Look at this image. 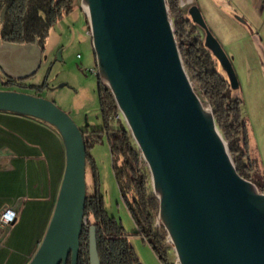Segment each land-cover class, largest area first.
Masks as SVG:
<instances>
[{"label":"water","instance_id":"1","mask_svg":"<svg viewBox=\"0 0 264 264\" xmlns=\"http://www.w3.org/2000/svg\"><path fill=\"white\" fill-rule=\"evenodd\" d=\"M194 0H190L193 2ZM98 76L110 88L147 164L158 217L180 264H264V192L241 176L212 109L195 90L176 39L168 0H82ZM205 31L232 89V62L199 7L188 10ZM3 44V43H2ZM4 47L33 49L37 42ZM0 110L37 118L61 135L66 165L46 233L28 264H78L86 224L87 150L83 130L54 101L0 89ZM89 263L100 264L97 227L89 228Z\"/></svg>","mask_w":264,"mask_h":264},{"label":"trees","instance_id":"2","mask_svg":"<svg viewBox=\"0 0 264 264\" xmlns=\"http://www.w3.org/2000/svg\"><path fill=\"white\" fill-rule=\"evenodd\" d=\"M78 0H0L1 39L7 43L44 45L53 24L64 14L74 10ZM171 16L174 18L176 39L185 68L191 77L195 90L203 102H207L214 113L219 130L228 143L238 173L249 179L259 172L257 159L251 154L247 122L242 112V101L234 98L228 77L220 70V63L205 45L189 14L180 6V0H168ZM98 97L100 101L103 128L83 130L87 166L94 177L95 190L87 194L85 215L87 223L81 235L79 264L89 263V228L97 227V243L100 264H141L129 242L124 226L105 209L103 196L98 190V175L95 171L90 149L105 136L113 159V172L122 199L132 217L137 232L153 250L161 264L170 261L164 244L166 230L155 226L159 213V199L149 191L148 180L143 172L145 160L139 148L135 147L130 131L121 122L118 127L110 123V116L117 110V104L110 88L99 78ZM261 192L264 188L259 187ZM67 264L70 263V259Z\"/></svg>","mask_w":264,"mask_h":264},{"label":"rangeland","instance_id":"3","mask_svg":"<svg viewBox=\"0 0 264 264\" xmlns=\"http://www.w3.org/2000/svg\"><path fill=\"white\" fill-rule=\"evenodd\" d=\"M80 1L82 2L78 0L75 3L72 13L64 14L51 27L37 72L18 82H7L4 79L0 83V89L48 98L66 111L82 130H97L103 128L98 97L99 76L92 72L93 69L98 72V67L89 33L88 16L81 8ZM185 1L186 4L181 7L187 13L192 4L199 7L210 31L219 40L235 69L239 87L232 89V92L234 98L242 101L251 154L257 159L259 166V172L252 175L250 180L258 189L264 188V0ZM171 20L174 27L173 16ZM199 33L205 38V31L201 27ZM219 68L226 74L221 66ZM204 104L211 109L207 102ZM120 123L111 124L118 127ZM123 123L128 129L126 122ZM133 143L138 148L134 139ZM89 152L107 213L124 226L141 264H161L148 243L136 234V225L122 199L113 172V159L107 138L103 136ZM143 172L148 180L149 191L154 193L151 173L146 163L143 165ZM86 182L87 194H92L95 184L89 166ZM157 219L158 216L155 222ZM158 221L157 227L160 228L163 224L160 219ZM167 235L166 231L164 244L170 261L180 264L173 243L166 241Z\"/></svg>","mask_w":264,"mask_h":264},{"label":"crops","instance_id":"4","mask_svg":"<svg viewBox=\"0 0 264 264\" xmlns=\"http://www.w3.org/2000/svg\"><path fill=\"white\" fill-rule=\"evenodd\" d=\"M2 43L0 83L18 82L37 72L40 66L19 77L33 68L34 50L8 49ZM65 165V145L52 125L0 110V212L6 206L18 211L15 224L7 229L6 245L0 247V264H28L36 252L52 218Z\"/></svg>","mask_w":264,"mask_h":264},{"label":"built area","instance_id":"5","mask_svg":"<svg viewBox=\"0 0 264 264\" xmlns=\"http://www.w3.org/2000/svg\"><path fill=\"white\" fill-rule=\"evenodd\" d=\"M186 4L185 0L180 1V6ZM92 72L98 73L97 69H93ZM114 122H126L124 114H116L115 112L110 116V123ZM18 218V211L12 206H6L0 212V247L5 245V240L8 235L7 229L12 227ZM159 217L157 222H155V226L159 224ZM87 223V220H86ZM166 241L172 243V239L168 234L166 236Z\"/></svg>","mask_w":264,"mask_h":264},{"label":"bare ground","instance_id":"6","mask_svg":"<svg viewBox=\"0 0 264 264\" xmlns=\"http://www.w3.org/2000/svg\"><path fill=\"white\" fill-rule=\"evenodd\" d=\"M116 114H123V112L121 111V109L118 108L117 106V110L115 111Z\"/></svg>","mask_w":264,"mask_h":264},{"label":"flooded vegetation","instance_id":"7","mask_svg":"<svg viewBox=\"0 0 264 264\" xmlns=\"http://www.w3.org/2000/svg\"><path fill=\"white\" fill-rule=\"evenodd\" d=\"M0 40L2 41V42H4L2 39H1V32H0ZM11 81V80H10ZM78 264H79V262H78Z\"/></svg>","mask_w":264,"mask_h":264}]
</instances>
